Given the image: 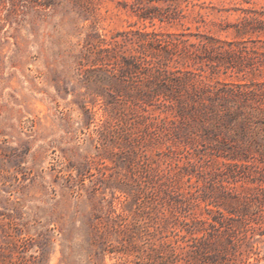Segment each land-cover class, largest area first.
I'll return each mask as SVG.
<instances>
[{"label": "rangeland", "instance_id": "rangeland-1", "mask_svg": "<svg viewBox=\"0 0 264 264\" xmlns=\"http://www.w3.org/2000/svg\"><path fill=\"white\" fill-rule=\"evenodd\" d=\"M137 1L0 0V264H117L91 246L102 219L213 205L257 227L264 264V0H161L173 23ZM245 17L261 22L238 36ZM144 29L219 39V97L149 105L131 78L96 83L91 45Z\"/></svg>", "mask_w": 264, "mask_h": 264}, {"label": "trees", "instance_id": "trees-1", "mask_svg": "<svg viewBox=\"0 0 264 264\" xmlns=\"http://www.w3.org/2000/svg\"><path fill=\"white\" fill-rule=\"evenodd\" d=\"M160 1L138 0L134 12L140 19L161 23L179 19L178 13L183 10L178 5L170 2L163 6ZM253 22L261 21L245 17L243 28L236 29L237 35L256 31L250 27ZM188 30L174 33L144 29L101 37L89 48L94 59L86 72L96 83L131 78L137 83L143 104L175 105L184 96L192 101L215 99L219 92L204 74L206 67L218 65L210 53L220 49V40L199 34L195 35L197 41H192L194 35ZM213 206L217 210L208 208L212 217L206 220H189V215H178L174 210L169 217H154L149 222L143 215L130 219L115 214L101 220L104 231L95 234L91 246L98 247L97 254L116 258L117 264H258L260 251L254 236H249L257 227L247 223L246 229L238 230L234 224L244 214L229 211L235 216L228 217L218 205Z\"/></svg>", "mask_w": 264, "mask_h": 264}]
</instances>
